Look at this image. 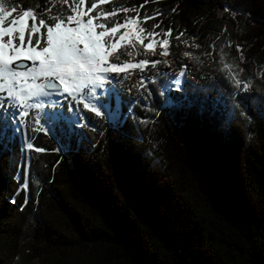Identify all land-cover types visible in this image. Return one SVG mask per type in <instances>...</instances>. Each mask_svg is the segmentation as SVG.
Instances as JSON below:
<instances>
[{"label": "trees", "instance_id": "1", "mask_svg": "<svg viewBox=\"0 0 264 264\" xmlns=\"http://www.w3.org/2000/svg\"><path fill=\"white\" fill-rule=\"evenodd\" d=\"M72 2L6 0L49 25L71 15ZM125 7L132 10L101 19L111 26L139 12L147 31L160 25L156 45L166 38L171 51H216L224 84L236 89L237 80L248 82L249 96L264 101V0H108L91 14ZM145 15L155 19L145 23ZM157 84L141 90L132 119L114 124L79 105L89 127L81 129L86 151L76 159L61 156L50 135L32 131L31 110L21 127L47 151L29 150L28 189L17 196L10 172L20 146L9 131L13 140L0 142V247L14 235L33 240L40 231L44 264H264V116L238 105L225 124L186 100L164 107ZM150 91L153 111L142 96ZM58 110L71 115L67 106ZM16 132L21 140V128Z\"/></svg>", "mask_w": 264, "mask_h": 264}, {"label": "snow or ice", "instance_id": "2", "mask_svg": "<svg viewBox=\"0 0 264 264\" xmlns=\"http://www.w3.org/2000/svg\"><path fill=\"white\" fill-rule=\"evenodd\" d=\"M62 2L68 3V0ZM107 2L95 0L91 7L85 8L82 7L85 0H73L70 4L72 14L66 18H56V22L49 25L44 19L38 20L33 9L19 6L18 11V6H9L6 0H0V142L8 137L10 130H20L31 110L37 113L32 131L45 135H50L55 127L71 138L77 128L89 127L85 123L86 117L79 114L78 106L81 104L84 109L95 113L96 117L109 120V111L105 106H114L115 89L112 85L117 83L112 79V74L118 75L136 68L143 71L145 66L155 67L160 63L158 60H141L132 64L111 63L110 57L129 44L133 49L139 44L146 51L154 50L156 38L160 36L155 29L160 25L155 24L152 31H147L140 24L137 12L134 18L126 17L123 22L117 21L108 26L101 18L107 20L132 9L114 8L111 12L100 10L96 15L91 14L99 5ZM149 19H155V16L143 17L145 23ZM172 31L171 28L167 29L164 37L170 36ZM145 39L149 41L147 44ZM158 43L164 49L161 54L168 56L169 40L161 38ZM129 55L132 53L129 52ZM145 82L146 78L142 77L141 84ZM172 85L162 83L160 94L165 97V101L171 100L173 108H179L182 104L170 94L175 92L183 95L181 79L174 78ZM236 87L241 94L249 91L248 82L237 80ZM148 95L151 97L153 93L150 91ZM49 106L57 110L49 111ZM65 106L71 115L58 110ZM128 111L131 112L132 108L129 107ZM12 124H15L14 129L11 128ZM26 148L37 153L47 151L31 142L26 144ZM20 187L28 189L27 178ZM29 198L26 196V201ZM11 202L15 203L14 200Z\"/></svg>", "mask_w": 264, "mask_h": 264}, {"label": "rangeland", "instance_id": "3", "mask_svg": "<svg viewBox=\"0 0 264 264\" xmlns=\"http://www.w3.org/2000/svg\"><path fill=\"white\" fill-rule=\"evenodd\" d=\"M121 31H123V29ZM172 81L173 79L158 83L155 85V91L160 94V85L162 83H168L171 86H174L172 85ZM225 84L226 93H217L214 90L206 89L203 91L192 90L186 93L184 92L182 96L175 92L171 93L170 95L179 103H183V101L186 100L190 105L195 104L196 107L225 124L234 121L236 114L235 109L238 105H246V107L250 108L251 110H256L264 116V101L260 97L249 96L251 93L250 90L247 94H241L239 91L233 88L230 83ZM181 86H185L183 79H181ZM148 94L149 92L145 95L143 93L142 95L144 104H146L147 107L150 106V109H152L151 106L154 105L155 101L153 96L149 97ZM139 101L136 104H138ZM119 104L122 105L120 112L117 111ZM135 105H129L124 102L120 103L118 96L114 94V106H105L109 111V120H106L103 117L100 118L104 119L106 124H114L117 119L122 121L126 116H129V118L132 119L134 116L133 109ZM129 107L132 108L131 112L128 111ZM164 107L172 108L171 100L165 101ZM81 129L82 128H77V132L74 134V137L69 138L65 136L58 128H53L50 136L56 144L57 149H62V151H58L61 156L70 155L73 159H76L78 158L79 154H82L86 151L83 131ZM21 132L22 139L20 140L19 135L15 131L19 139L20 147L19 152H15V154L12 156L14 170H11L10 172V176L13 181L11 182V186L14 189L15 196H17L20 191H23L26 194L27 190L20 187V185L24 183L25 178H27V181L29 180V173L32 164L30 151L26 148V144L29 142V139L26 135L24 127H21ZM12 140V135L9 134L8 137L3 140V144L5 145L7 142L9 143ZM150 158L151 160L154 159L158 164H164L166 162L162 157L155 154H152ZM8 170L9 168L3 169L4 172L7 171V174H9ZM25 170H27V177H25ZM58 216L60 217L58 218V223L62 228H64V230L67 229L66 221L59 214ZM33 236V240L29 234L20 233L17 235V237L15 235L13 236L14 238L11 237L12 239H9L10 241L6 244V246L4 245L0 247V264H44L42 262V256L45 247L41 246L39 243V238H41L40 231H36Z\"/></svg>", "mask_w": 264, "mask_h": 264}, {"label": "built area", "instance_id": "4", "mask_svg": "<svg viewBox=\"0 0 264 264\" xmlns=\"http://www.w3.org/2000/svg\"><path fill=\"white\" fill-rule=\"evenodd\" d=\"M218 15H225V11L218 7ZM229 27L231 30L232 25ZM163 51L164 49L158 45L154 47V50L146 51L139 44L136 45L135 49L129 44L110 57L111 63L127 62L132 64L139 63L141 60L160 61L155 67L151 65L145 66L143 71L140 68H136L126 70L118 75L112 74V79L117 81L112 87L115 89V93L127 104L135 105L139 99L141 90L145 86L174 78L183 79L185 93L192 90L203 91L206 89L214 90L217 93H226L225 84L218 74L219 59L217 58L216 51L195 54L167 49L169 52L168 56L162 55ZM129 52L132 55H129ZM185 53H188V55H185ZM142 77L146 78V82L143 84H141ZM236 90L239 91L237 87Z\"/></svg>", "mask_w": 264, "mask_h": 264}]
</instances>
